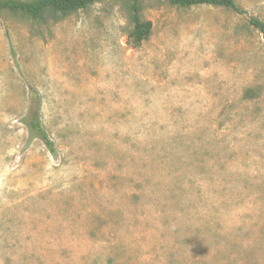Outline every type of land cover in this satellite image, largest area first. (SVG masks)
<instances>
[{"label":"rangeland","instance_id":"1","mask_svg":"<svg viewBox=\"0 0 264 264\" xmlns=\"http://www.w3.org/2000/svg\"><path fill=\"white\" fill-rule=\"evenodd\" d=\"M236 2L139 0L138 46L130 0L0 11V264H264V0Z\"/></svg>","mask_w":264,"mask_h":264},{"label":"trees","instance_id":"2","mask_svg":"<svg viewBox=\"0 0 264 264\" xmlns=\"http://www.w3.org/2000/svg\"><path fill=\"white\" fill-rule=\"evenodd\" d=\"M100 0H36L33 3L23 2H3L0 0V11L5 8L11 12H20L33 18H40L46 12L55 15H67L79 9L86 8L88 5ZM170 3L187 7L191 5L206 4L213 6L228 7L235 12L244 13L245 10L240 8L236 0H168ZM139 0H130L128 5V17L131 23V29L128 33V39L133 46H138L146 39L151 30L149 20H141L139 16ZM249 23L257 28L264 36V24L254 17L249 18ZM33 105L28 113L24 116L25 124L32 136L39 137L47 146H51V141L47 138L45 131L40 125L38 109L40 99L37 95L33 96Z\"/></svg>","mask_w":264,"mask_h":264}]
</instances>
